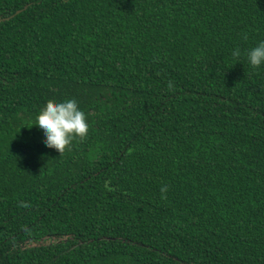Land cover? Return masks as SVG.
I'll return each mask as SVG.
<instances>
[{"label": "trees", "instance_id": "obj_1", "mask_svg": "<svg viewBox=\"0 0 264 264\" xmlns=\"http://www.w3.org/2000/svg\"><path fill=\"white\" fill-rule=\"evenodd\" d=\"M260 40L264 0H0V264H264Z\"/></svg>", "mask_w": 264, "mask_h": 264}, {"label": "clouds", "instance_id": "obj_2", "mask_svg": "<svg viewBox=\"0 0 264 264\" xmlns=\"http://www.w3.org/2000/svg\"><path fill=\"white\" fill-rule=\"evenodd\" d=\"M240 55L239 49L232 51L233 57ZM246 60L253 69L264 66V40L258 41L247 51ZM25 126L29 129L33 127L29 124ZM35 126L43 134L44 146L56 150L60 155L73 140L85 138L89 129L85 113L79 108L75 99L47 103L36 117ZM160 191L164 193L167 189L161 187Z\"/></svg>", "mask_w": 264, "mask_h": 264}]
</instances>
